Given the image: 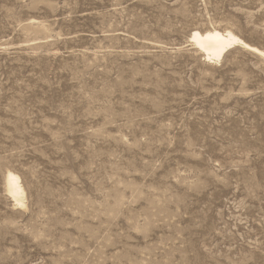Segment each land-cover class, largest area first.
<instances>
[{"label":"rangeland","instance_id":"1","mask_svg":"<svg viewBox=\"0 0 264 264\" xmlns=\"http://www.w3.org/2000/svg\"><path fill=\"white\" fill-rule=\"evenodd\" d=\"M211 29L264 0H0V264H264V58Z\"/></svg>","mask_w":264,"mask_h":264},{"label":"bare ground","instance_id":"2","mask_svg":"<svg viewBox=\"0 0 264 264\" xmlns=\"http://www.w3.org/2000/svg\"><path fill=\"white\" fill-rule=\"evenodd\" d=\"M190 39L197 50L201 52L205 59L212 62H220L225 55L236 47L249 50L260 58H264V50L256 46L247 44L239 36L231 31H218L216 29L205 30L199 32L192 31ZM6 191L13 198L15 204L19 207H24L25 196L23 187L20 184V178L9 172L5 178Z\"/></svg>","mask_w":264,"mask_h":264}]
</instances>
